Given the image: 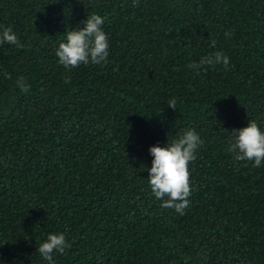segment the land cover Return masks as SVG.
I'll return each mask as SVG.
<instances>
[{
	"label": "trees",
	"instance_id": "trees-1",
	"mask_svg": "<svg viewBox=\"0 0 264 264\" xmlns=\"http://www.w3.org/2000/svg\"><path fill=\"white\" fill-rule=\"evenodd\" d=\"M93 13L107 62L69 70L56 49ZM5 27L24 48L0 44V264H48L50 233L71 245L54 264H264V162L227 150L249 120L264 131V0H0ZM217 51L227 69L188 67ZM188 129L180 215L151 192L149 148Z\"/></svg>",
	"mask_w": 264,
	"mask_h": 264
},
{
	"label": "clouds",
	"instance_id": "clouds-1",
	"mask_svg": "<svg viewBox=\"0 0 264 264\" xmlns=\"http://www.w3.org/2000/svg\"><path fill=\"white\" fill-rule=\"evenodd\" d=\"M134 4L138 5V0H134ZM104 22L101 15L93 13L83 21V28L68 30L66 42L59 43L55 52L59 63L69 70L81 64L106 63L109 56V39L101 27ZM230 35L231 33H225V36ZM2 43L14 45L18 49L24 48V44L11 27H5L0 32V44ZM215 43V40L211 41L212 46H215ZM229 63V58L217 51L201 57L199 63H190L188 67L198 72L204 66L215 67L220 64L227 69ZM4 75L9 78L7 73ZM65 82L70 83V79L66 78ZM16 86L21 92L26 93L29 90L23 77L16 80ZM168 107L176 109L175 98L168 101ZM231 133L234 142H230L227 150L232 153L233 158L236 161H250L253 162V167H260L264 162V131H261L257 122L249 120L246 127L233 129ZM202 143L199 135L188 129L177 139L168 141L164 147L154 145L149 148L153 160L151 168L148 169V182L155 198L163 201L161 207L174 209L184 215L191 194L189 163L196 159V150ZM69 247L71 245L67 243L63 233H50L36 251L48 264H54V251L62 254Z\"/></svg>",
	"mask_w": 264,
	"mask_h": 264
}]
</instances>
